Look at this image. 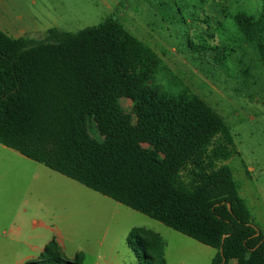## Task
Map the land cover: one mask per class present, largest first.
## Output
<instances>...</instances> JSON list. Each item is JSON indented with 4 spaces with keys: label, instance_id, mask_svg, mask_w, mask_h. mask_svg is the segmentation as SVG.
<instances>
[{
    "label": "trees",
    "instance_id": "trees-1",
    "mask_svg": "<svg viewBox=\"0 0 264 264\" xmlns=\"http://www.w3.org/2000/svg\"><path fill=\"white\" fill-rule=\"evenodd\" d=\"M215 2L158 4L189 26ZM261 2L227 17L232 29L218 46L202 35L189 36L188 46L219 67L233 47L247 54L245 45L264 63ZM0 144L215 249L211 264H264V234L227 165L237 155L231 130L114 17L77 33L50 29L42 39L0 30ZM127 245L139 264H166L164 241L150 230L134 228ZM84 261L83 253L69 260L53 239L30 264Z\"/></svg>",
    "mask_w": 264,
    "mask_h": 264
},
{
    "label": "rangeland",
    "instance_id": "rangeland-1",
    "mask_svg": "<svg viewBox=\"0 0 264 264\" xmlns=\"http://www.w3.org/2000/svg\"><path fill=\"white\" fill-rule=\"evenodd\" d=\"M159 1L0 0V30L14 38L42 39L50 29L77 33L108 17L118 19L223 118L237 150L227 165L264 234V63L245 45L247 54L233 47L227 68L219 67L209 53L198 57L187 43L189 36L202 35L218 46L232 29L227 17L240 9L256 12L262 2L217 0L184 26L160 10ZM120 103L131 113L130 100ZM91 134L100 138L94 129ZM34 222L39 228L33 229ZM138 227L163 239L166 264H211L216 255L215 249L0 145V264H21V257L56 237L69 260L83 253L84 264H139L127 245Z\"/></svg>",
    "mask_w": 264,
    "mask_h": 264
},
{
    "label": "crops",
    "instance_id": "crops-1",
    "mask_svg": "<svg viewBox=\"0 0 264 264\" xmlns=\"http://www.w3.org/2000/svg\"><path fill=\"white\" fill-rule=\"evenodd\" d=\"M1 9V8H0ZM1 145V144H0ZM3 146V145H2ZM4 148H7V147H5V146H3ZM7 149H10V148H7ZM10 150H12V149H10ZM13 151H15V150H13ZM16 152V151H15ZM18 153V152H17ZM18 156L20 157V158H22V159H24V160H29V159H27L26 157H24V156H22L20 153H18ZM32 161V160H31ZM34 162V161H33ZM36 177V176H35ZM65 177V176H64ZM66 178V177H65ZM69 179V178H68ZM71 180V179H70ZM73 181V180H72ZM76 182V181H75ZM78 183V182H77ZM39 226L40 225H38V223L37 222H34L33 223V229H37V228H39ZM47 230V229H46ZM41 238H42V236H40ZM40 237H38V238H40ZM54 239H56V241L60 244V246L63 248V246H62V243H61V240H60V238H58V237H56V238H54ZM53 240V239H52ZM46 245H47V243L42 247V248H37V249H32L31 250V252H32V254H30V255H26V256H23V257H21L20 258V263L21 264H26V263H28V264H30V263H32V262H35V261H37L38 259H39V255H41L42 253H43V251H44V249H45V247H46ZM206 246V245H205ZM209 247V246H208ZM63 250H64V248H63ZM231 264H236V262L235 261H232L231 262Z\"/></svg>",
    "mask_w": 264,
    "mask_h": 264
},
{
    "label": "water",
    "instance_id": "water-1",
    "mask_svg": "<svg viewBox=\"0 0 264 264\" xmlns=\"http://www.w3.org/2000/svg\"><path fill=\"white\" fill-rule=\"evenodd\" d=\"M228 206H229V209H231V206L230 205H228ZM257 235H259V233ZM221 252H222V250H221Z\"/></svg>",
    "mask_w": 264,
    "mask_h": 264
}]
</instances>
